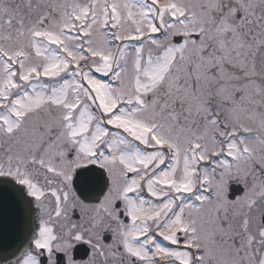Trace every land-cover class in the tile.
<instances>
[{
	"label": "snow or ice",
	"instance_id": "snow-or-ice-1",
	"mask_svg": "<svg viewBox=\"0 0 264 264\" xmlns=\"http://www.w3.org/2000/svg\"><path fill=\"white\" fill-rule=\"evenodd\" d=\"M0 264H264V0H0Z\"/></svg>",
	"mask_w": 264,
	"mask_h": 264
},
{
	"label": "water",
	"instance_id": "water-1",
	"mask_svg": "<svg viewBox=\"0 0 264 264\" xmlns=\"http://www.w3.org/2000/svg\"><path fill=\"white\" fill-rule=\"evenodd\" d=\"M0 211H2V210H0Z\"/></svg>",
	"mask_w": 264,
	"mask_h": 264
}]
</instances>
